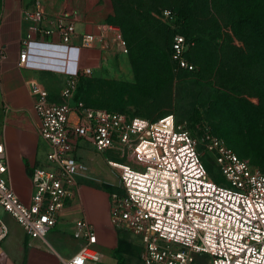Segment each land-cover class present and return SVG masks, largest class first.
Returning a JSON list of instances; mask_svg holds the SVG:
<instances>
[{"label": "built area", "instance_id": "1", "mask_svg": "<svg viewBox=\"0 0 264 264\" xmlns=\"http://www.w3.org/2000/svg\"><path fill=\"white\" fill-rule=\"evenodd\" d=\"M172 14L166 11L165 17ZM29 18L34 25L27 46L45 35L57 34L66 44L77 36L75 23L63 17L44 27L50 20L39 3ZM110 33L115 35L111 38ZM99 38L122 40L120 29L103 24L98 35H82L81 44L91 48ZM121 43L125 48V41ZM194 46L193 40L174 36L171 59L177 70L195 71L186 57ZM26 59L24 51L20 63ZM92 73L86 68L70 75L62 102L51 101L44 88L33 85L49 167L34 169L31 204L25 205L11 184L9 154L0 143V208L30 238L48 245L49 232L79 194L82 179L89 178L90 169L79 153L89 146L114 156L108 164L119 170L120 184L110 194V221L116 231L140 241L141 264H264V171L206 132L203 142L224 177L217 183L197 140L173 114L151 121L76 101L79 77ZM7 235L8 227L0 220V255ZM74 238L84 245L62 264H101L97 232L86 217L75 222Z\"/></svg>", "mask_w": 264, "mask_h": 264}, {"label": "rangeland", "instance_id": "2", "mask_svg": "<svg viewBox=\"0 0 264 264\" xmlns=\"http://www.w3.org/2000/svg\"><path fill=\"white\" fill-rule=\"evenodd\" d=\"M101 1L111 6L108 20L120 29L122 40L109 39L112 47L106 48V59L112 69L104 66L102 72L87 76L93 85L82 101L92 108L151 121L173 114L197 140L207 171L217 183L224 177L205 147L206 132L264 171V0ZM166 11L173 12L171 18L165 17ZM180 15L188 17L191 40L198 38L189 51L196 65L193 72L176 69L169 45L142 51L140 43L147 39L163 43L156 30L148 37L142 23L147 28L158 23L179 30ZM84 154L88 165L101 171L97 179L118 182L119 170L108 164L112 154L94 149ZM117 234L128 242L124 264H141L140 241L129 232ZM117 260L114 252L110 262Z\"/></svg>", "mask_w": 264, "mask_h": 264}, {"label": "crops", "instance_id": "3", "mask_svg": "<svg viewBox=\"0 0 264 264\" xmlns=\"http://www.w3.org/2000/svg\"><path fill=\"white\" fill-rule=\"evenodd\" d=\"M37 3L50 20L43 23L44 27H52L51 21L59 17L75 23L77 36L72 43L62 42L59 35L54 34L25 45L34 25L29 13L36 10ZM111 15V6L101 0H0V143L9 154L11 184L25 205L31 204L34 169L49 167V145L39 134L40 119L34 108L33 85L44 88L51 101L62 102L61 94L70 75L86 68L98 73L106 66L112 69L106 59V48L112 47L108 39H97L91 48L81 44L82 35H98ZM110 36L112 38L113 34ZM24 51L27 59L20 63ZM92 150L91 147L80 150L85 162L84 153ZM90 160L95 161V157ZM88 167L89 178L82 179L79 194L49 232L48 245L30 238L18 222L0 208V220L8 227V235L1 242L0 264H62L84 245L67 233L71 232L74 237L75 222L82 217L96 229L95 249L101 254L103 264H111L119 236L110 221L112 192L103 184L118 187L120 182L99 180L96 177L101 171L97 165Z\"/></svg>", "mask_w": 264, "mask_h": 264}, {"label": "trees", "instance_id": "4", "mask_svg": "<svg viewBox=\"0 0 264 264\" xmlns=\"http://www.w3.org/2000/svg\"><path fill=\"white\" fill-rule=\"evenodd\" d=\"M107 23L110 24V25H113V24H111V22L109 20H108ZM145 23L146 22H144L142 24H143V27H146L145 31H146V34L148 35V37H151V35H152L151 33H153V30H156L155 32L160 35V38H161L163 43L160 44V43H157V42H153L152 39H150L149 41L147 39L145 44H143V42H140L144 46V49L142 51H150V50H152V48L157 49V50L158 49L161 50L162 47H164V46L168 47V45H169L170 46L169 57L171 59L172 42H173V38H174L175 35L180 34V35H183V36H185V37H187L188 39L191 40L190 32L188 30V28H189V20H188L187 16L185 18H183L182 16L178 17L177 24H178V29L179 30H172L170 27H168V25L165 26V25H160L158 23L156 25H153L152 27L147 28V24H145ZM192 39H193V41H195V45H196L197 41H198V38H192ZM190 52H188L186 54V57L192 64L195 65L193 60H191V58H190ZM92 85H93V82L88 77H85V76L79 77L78 90H77V94H76L75 100L76 101L83 100L84 94L90 90ZM110 111H112V110H110ZM106 188L110 189V192L114 191V188L113 187L110 188L109 185H106ZM127 248H128V242L124 238L119 236L118 246L115 249V254H116V257L118 259L117 260V264H124L123 254L126 252Z\"/></svg>", "mask_w": 264, "mask_h": 264}]
</instances>
